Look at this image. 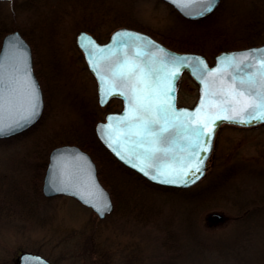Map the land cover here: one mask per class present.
<instances>
[{
	"label": "rangeland",
	"instance_id": "1",
	"mask_svg": "<svg viewBox=\"0 0 264 264\" xmlns=\"http://www.w3.org/2000/svg\"><path fill=\"white\" fill-rule=\"evenodd\" d=\"M259 1L221 0L217 9L205 17L212 16L210 20L196 27L163 0H95L93 5L99 10L96 13L85 12L83 8L84 4H91L90 0H0V34L4 36L18 29L29 36L39 79L48 98L41 116L43 121L32 134L10 144H0V174L7 177L3 186L12 187L14 195L20 193L24 198L16 211L14 207H0V264H18L23 251L39 252L56 264L169 262L171 255H175L163 244L169 226L163 227L164 221L148 218L135 221L121 214L133 197H139L145 211L142 217L152 218L154 210L162 209L160 220L175 221L172 227L177 229L183 244L178 264H264V207L247 219L246 213L238 214L237 207L212 205L194 214L191 225L185 221L195 197V191L188 189L206 185L230 166L240 169L236 185L247 187L245 194L263 200L264 123L223 124L217 132L205 177L184 190L160 189L133 171H111L120 185L131 191L122 189L117 195L118 211L113 210L104 218L74 197L37 194L30 181L38 167L30 152L41 146L40 136L71 127L81 129L85 112L94 111L101 120L107 112L122 108L119 99L106 106L99 104L96 78L76 43L80 30H88L105 41L119 27L116 22L119 14L162 35H206L209 50L201 53L212 63L221 50L215 47L213 51L212 43L233 49L246 42L242 40L247 36L245 25ZM260 26L254 45L264 43V24ZM212 32H219L228 40L209 41ZM197 96V83L185 73L179 83V104L193 105ZM63 143L69 142L57 145ZM234 189L231 186L228 191ZM113 202L115 209L114 199Z\"/></svg>",
	"mask_w": 264,
	"mask_h": 264
},
{
	"label": "snow or ice",
	"instance_id": "2",
	"mask_svg": "<svg viewBox=\"0 0 264 264\" xmlns=\"http://www.w3.org/2000/svg\"><path fill=\"white\" fill-rule=\"evenodd\" d=\"M172 3L195 18L211 14L219 0ZM84 40L91 45H85L90 67L102 85L101 102L112 94L125 100L124 114L110 117V121L124 124L126 140L132 143L136 158L149 161L146 167L154 172L151 179L159 183L187 184L203 175V162L211 150L217 121L246 126L264 122V49L226 55L219 61L221 67L210 69L199 57L170 54L149 38L126 30L114 37L116 47L96 48L93 41L81 36ZM97 52L106 54L101 58L108 61L103 70L99 62H92ZM182 69L190 71L201 84L200 102L191 111L177 109L174 103L175 84ZM16 71H20V65ZM23 74L27 77L26 63ZM39 107L35 82L6 76L5 66L0 63V136L33 122ZM108 127L102 125L101 130ZM164 159L173 163L159 166ZM139 170L149 174L144 166ZM101 202L103 206L97 211L103 213L109 205Z\"/></svg>",
	"mask_w": 264,
	"mask_h": 264
},
{
	"label": "water",
	"instance_id": "3",
	"mask_svg": "<svg viewBox=\"0 0 264 264\" xmlns=\"http://www.w3.org/2000/svg\"><path fill=\"white\" fill-rule=\"evenodd\" d=\"M163 1L172 5L182 16L188 19H203L208 15H210L208 14L203 17L194 18L192 16L186 15L185 10L179 7L178 4L172 3V0H163ZM220 1L221 0H219L218 6L220 4ZM217 7L215 8V10L217 9ZM125 30L133 33H138L142 36L149 38L150 40L154 41L155 44L159 45L170 54L176 56L199 57L203 59V61L208 65L210 69L221 67L219 61L221 58H223L226 55L238 54L248 50H261L264 49V43L259 45H252L244 48L222 50L215 55L213 63H210L206 55L201 52L178 51L172 49L168 47L166 44H164L162 41L153 37L150 33L129 26H120L116 28L111 33L108 40L105 42L98 41L93 34H91L86 30H81L78 32L76 36V42L77 45L82 49L86 63L90 71L93 73V75L97 80L98 101L100 105L102 106L106 105L112 98H120L123 103L121 110L107 113L104 120H99L96 123L95 131L98 138L107 147V149L114 155V157H116V159H118L121 163H123L127 167L133 169L134 171L144 176L147 180L155 184L163 185L166 187H173L179 189L192 187L195 184H197L199 181H201L207 173L208 161L211 157V154L213 153L216 134L220 129V127L225 123L236 124L239 126H246V125L230 123L228 121H217V124L219 126L215 128L211 150L207 153L206 159L203 162V167H204L203 175L194 182L189 181L187 184H183V183L163 184V183H159L158 180L151 179V176L154 174V172L152 169H148L146 167L149 161L136 158V154L133 150L132 143L126 140L124 124L119 123L117 121H110L109 119L110 117H118L124 114L126 108L125 100L122 97H120L118 94H112L107 97L106 102L104 103L101 102L102 85L97 77V74L93 71L92 67H90V61L87 55V48L85 47V45H87L88 47H91V45H88V40L81 41V36H86L91 41L94 42L96 48L106 49L108 47H116V45H114V37H116L117 33ZM138 43L142 44V42H138ZM125 51H128V49H125ZM105 55L106 54H101L97 52L96 59L92 61L93 63L99 62L102 70L105 64L108 63L106 59H101ZM0 63L4 64L5 66L6 76L11 77L12 75H16L21 80L30 78L37 85L40 95V107L38 109L39 111L38 117H36L33 122L26 124L22 129L18 131H14L11 134L5 136H0L1 139V138H8L10 136L21 133L27 130L28 128H30L32 125H34L41 118L43 114L44 97L39 79L34 71L32 47L28 42V40L18 29L9 31L3 36L0 46ZM25 63L27 66V77H24L23 74V65ZM18 65H20L19 72L16 71ZM185 72L189 73L198 85V97L193 105L178 104L179 82ZM106 79H110V77H106ZM200 99H201L200 82L191 74L190 71L186 69H182L180 72V78L178 82H176L175 84V97H174L175 107L177 109H186L191 111L197 107V105L200 102ZM261 123L264 122H255L252 125H247V126H254ZM102 125H108L109 127L105 131H102L101 130ZM110 143H112V147L109 146ZM113 148H116L117 151L120 152V155H117V151H114ZM121 156H123V159L121 158ZM172 163H173L172 161L164 159L159 162V166L165 167ZM133 164H135L136 167H134ZM141 166H144L146 171H148L149 174L147 176L139 170ZM58 189H63V190H58ZM42 193L47 197H51L59 194L73 196L84 205L91 207L100 218H104L114 210V202L112 199V195L109 189L105 187V185L102 183V181L99 178L96 162L94 161L93 157L87 150L81 148L79 145L74 143H63L51 149L43 178ZM102 200L106 201V203L109 205V207H107L103 211V213L97 211V207L103 206L101 202ZM94 203L96 206H93ZM18 264H56V263L49 260L47 257H45L40 253L23 251L18 257Z\"/></svg>",
	"mask_w": 264,
	"mask_h": 264
},
{
	"label": "trees",
	"instance_id": "4",
	"mask_svg": "<svg viewBox=\"0 0 264 264\" xmlns=\"http://www.w3.org/2000/svg\"><path fill=\"white\" fill-rule=\"evenodd\" d=\"M95 0H90V5H83V8L85 9V12H88L90 10L92 13H96L99 10L93 5ZM253 14L249 17L248 22L245 25V31H247V36L245 39H242L246 42H240L239 46L237 47H244L242 45L243 43H247V45H254L255 35L258 34L260 30V25L264 24V21L262 20L264 16V0H260L258 3H256L253 6L252 9ZM108 13V12H105ZM120 18L117 19L118 26L120 25H128L132 26L141 30H145L149 33H151L154 37L158 38L162 42H164L169 47L180 50V51H199V52H205L206 50H209L207 48V42H206V35H190L189 37H179L177 35H174L170 33L169 35H162L157 33L154 30L149 29L148 27L144 25H139V23H132L131 21H128L126 18H123L121 15H117ZM212 16L201 19V20H190L185 19L191 25H194L196 27H202L203 24H205L208 20H210ZM259 29V30H258ZM25 37L30 42L29 36L23 33ZM3 34H0V44H1V38ZM204 36V37H203ZM209 41H215L219 40L221 43H225L228 39L226 37H221L219 32H212L210 37L208 38ZM31 43V42H30ZM213 51L217 48L218 50H222L225 47L221 46L219 47V43H212ZM210 47V48H211ZM216 47V48H215ZM231 47V48H234ZM33 48V46H32ZM227 48V47H226ZM33 51L35 52L34 48ZM35 71L40 78V74L38 72L36 62H34ZM41 79V78H40ZM44 97H45V104L48 103V98L45 92L44 88ZM46 106V110H47ZM43 118H41L38 123L34 124L29 129L23 131L22 133H19L17 135L0 139V144H10L16 140H20L25 136H28L32 134L36 127L42 123ZM98 121L97 115L94 111L85 112V119L83 126L80 128L78 127H71L70 129H64L61 132H54L51 135L48 136H40L38 141L41 146H36L32 151L30 152V156L35 158V162L38 165L36 169L33 170L31 174V183L32 188H34V191L37 194L42 195V182L44 177V172L47 166L48 162V154L49 151L57 145V143L65 141L69 143H75L82 147L83 149H86L95 160L97 166H98V174L102 181V183L110 190L113 199L115 201V209L114 211H118V193L121 192L122 189L126 190L127 192L131 191L123 187V185H120V181L115 177L113 174H111V171H114L116 169H123L126 172H132L131 169L124 166L122 163H120L108 149L101 143L99 138L97 137L95 133V124ZM239 167L236 166H230L228 169L226 168L221 174H219V177H214L213 179L209 180L208 183L202 187H192L191 189H188L189 191H195V197L193 198V203L191 204L190 208L187 210L185 221L187 223H192L194 214H197L198 212H201L204 208H207L212 205H231L233 207H237L238 214H244L246 213L245 218L248 219V217L252 213H258L262 210L264 207V197H262V201L256 197V196H250L248 194H245L244 192L247 190V187H242L240 185H236L235 180L238 177ZM134 172V171H133ZM141 176V175H140ZM6 175L0 174V207L4 208L5 206H8L10 208H19L21 203L24 202L23 195L16 194L12 192V187H9L7 189L4 188L3 184L6 182ZM141 178H144L141 176ZM145 179V178H144ZM151 183V182H150ZM234 183V184H233ZM153 186H156L163 190H178L174 188L164 187L160 185H156L151 183ZM231 186H234V191H231L228 189L231 188ZM11 188V189H10ZM196 189V190H194ZM227 189V190H226ZM11 190V191H10ZM14 190V189H13ZM184 190V189H182ZM133 200L128 203V207L125 210V212H122L121 214H127L129 219L132 220H141L143 221L145 218L148 219H155L156 222H163L165 226H169V229L167 230V233L165 234L163 244L171 251L175 253V255H171L170 261L165 264H178L179 258L181 259V251L183 250V244L180 243V235L175 227H172L173 223L175 221L171 220H160L159 213H162V209L154 210L152 214V218H150V215L148 217H142V214H145V211L141 207L142 205L139 202V197H133ZM130 201V200H129ZM171 224V226H170ZM191 225V224H190Z\"/></svg>",
	"mask_w": 264,
	"mask_h": 264
}]
</instances>
